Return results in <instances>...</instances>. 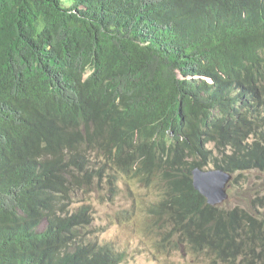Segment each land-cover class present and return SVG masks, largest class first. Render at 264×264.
<instances>
[{
    "label": "trees",
    "instance_id": "obj_1",
    "mask_svg": "<svg viewBox=\"0 0 264 264\" xmlns=\"http://www.w3.org/2000/svg\"><path fill=\"white\" fill-rule=\"evenodd\" d=\"M210 165L264 171V0H0V264H123L68 208L106 170L155 182L165 242L264 264V217L194 187Z\"/></svg>",
    "mask_w": 264,
    "mask_h": 264
},
{
    "label": "rangeland",
    "instance_id": "obj_2",
    "mask_svg": "<svg viewBox=\"0 0 264 264\" xmlns=\"http://www.w3.org/2000/svg\"><path fill=\"white\" fill-rule=\"evenodd\" d=\"M209 168L214 166L210 165ZM111 171L106 170L102 180L96 179L93 184L84 183L81 188L85 189L73 192L69 201L70 210L82 205L91 206L93 219L85 232L93 239L113 244L124 252L126 259L123 264H220L210 253L192 250L177 234L173 237L177 241L171 239L165 242L167 240L162 237L174 227L162 220L161 216L159 220L149 210L151 203L159 200L155 182L147 186L149 184L132 174H121L114 170L111 184ZM235 176L228 189L229 198L219 205L229 208L245 206L241 210L252 209L253 214H257L256 218L262 219L264 209L258 202L264 196V171L250 170ZM253 200L257 202L253 203ZM45 226L46 221L40 225V229ZM163 226L166 231L162 230ZM243 256L229 261L230 264H248ZM245 257L249 258V254H245Z\"/></svg>",
    "mask_w": 264,
    "mask_h": 264
},
{
    "label": "water",
    "instance_id": "obj_3",
    "mask_svg": "<svg viewBox=\"0 0 264 264\" xmlns=\"http://www.w3.org/2000/svg\"><path fill=\"white\" fill-rule=\"evenodd\" d=\"M208 168H200L197 166L192 170L193 185L209 197V204L215 205L217 197H226V186H228L229 180L232 177L228 176L221 168ZM213 195L215 197L212 200Z\"/></svg>",
    "mask_w": 264,
    "mask_h": 264
},
{
    "label": "bare ground",
    "instance_id": "obj_4",
    "mask_svg": "<svg viewBox=\"0 0 264 264\" xmlns=\"http://www.w3.org/2000/svg\"><path fill=\"white\" fill-rule=\"evenodd\" d=\"M209 169H217V168H209ZM222 170H224V169H222ZM253 170H256V169H253ZM258 170V169H257ZM225 171V173H227L228 174V176H231L232 178L229 180V183H228V186H226V197L225 198H220V197H217L216 198V203H215V205H213V206H218L219 204H221V203H224L228 198H229V196H230V193H229V186H230V183L231 182H233V179H234V174H232L231 172H228L227 170H224ZM249 171V170H248ZM221 182V181H220ZM195 187V186H194ZM196 188V187H195ZM196 190H198L197 188H196ZM199 191V190H198ZM204 197H206V199H207V202L209 203V197L206 195V194H204V193H202L201 191H199ZM214 197H215V195H213V197H212V200L214 199ZM211 200V201H212ZM259 204H260V206L262 207V209H264V204H263V202H261V201H259L258 202ZM211 205V204H210ZM223 206V205H222ZM236 207H240V208H244L245 206H236ZM226 208H229V207H226ZM69 209H71V208H69ZM75 209H76V207H75ZM74 209V210H75ZM71 211H73V210H71ZM248 211V210H247ZM250 212H252L253 213V210L251 209V210H249ZM248 211V212H249ZM262 212H264V211H262ZM255 214H256V212H255ZM263 214V216H264V213H262ZM257 215V214H256ZM93 216V215H92ZM264 223L263 224H259L257 227H259L260 229H264ZM89 226V225H88ZM90 235V234H89ZM259 240H261V245L262 246H264V235H263V233H262V235H260L259 236ZM257 250V249H256ZM203 253V252H202ZM249 258L252 260L253 259V257L250 255L249 256ZM219 262H220V264H228V263H226V262H223V261H221V260H219ZM240 262H242V259H240Z\"/></svg>",
    "mask_w": 264,
    "mask_h": 264
}]
</instances>
